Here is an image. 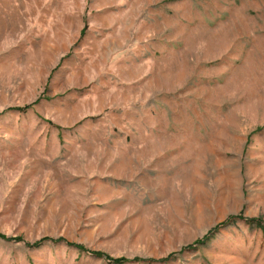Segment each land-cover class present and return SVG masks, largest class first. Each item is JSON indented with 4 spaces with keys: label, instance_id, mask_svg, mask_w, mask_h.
I'll use <instances>...</instances> for the list:
<instances>
[{
    "label": "rangeland",
    "instance_id": "obj_1",
    "mask_svg": "<svg viewBox=\"0 0 264 264\" xmlns=\"http://www.w3.org/2000/svg\"><path fill=\"white\" fill-rule=\"evenodd\" d=\"M237 215L264 222V0H0L1 235L264 264L244 221L180 252ZM0 264L110 263L0 240Z\"/></svg>",
    "mask_w": 264,
    "mask_h": 264
},
{
    "label": "trees",
    "instance_id": "obj_2",
    "mask_svg": "<svg viewBox=\"0 0 264 264\" xmlns=\"http://www.w3.org/2000/svg\"><path fill=\"white\" fill-rule=\"evenodd\" d=\"M85 28L81 32H84ZM38 100H35L32 104L26 105L22 108H11L7 109V111H16V112H23L28 110L31 105L36 104ZM49 123V122H48ZM236 221H244L247 224H251L254 226H258L259 228L264 229V222L260 218H251V219H246L242 215H237V216H230L226 218L223 222L219 223L212 229H210L201 239L196 240L194 243L187 245L183 248H181L180 252L183 251H190V250H195L199 246H203L206 243L211 240V238L215 235V233L223 227H226ZM0 240L5 241V242H14V243H23L26 247L28 248H39L45 243H64L67 247H71L76 249L78 252L86 253L89 254L90 256L98 259H102L110 264H127V263H145V264H160V263H165L169 261L171 258L174 257V254H169L165 258H161L158 260L155 259H143L139 257H134V258H125V257H118L114 258L111 257L110 255L104 253V252H99V251H90L88 250L85 246L82 244H76V243H70L62 238H57L53 239L50 237H43L40 238L39 240L34 241L33 243H28L25 242L22 238L20 237H8L5 235L0 234Z\"/></svg>",
    "mask_w": 264,
    "mask_h": 264
}]
</instances>
